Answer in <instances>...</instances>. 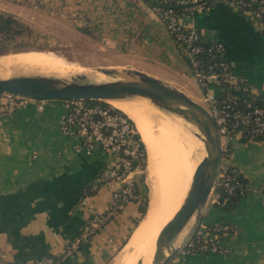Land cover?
<instances>
[{"label": "crops", "instance_id": "0c3cea01", "mask_svg": "<svg viewBox=\"0 0 264 264\" xmlns=\"http://www.w3.org/2000/svg\"><path fill=\"white\" fill-rule=\"evenodd\" d=\"M0 10L31 25L41 24L47 13H60L116 47L136 68L196 94L183 76L187 63L182 50L143 0H0ZM180 21L201 28L208 38L222 39L235 73L247 77L264 97V27L252 15L217 3L209 11L183 14ZM66 111V99L53 98L43 108L31 102L13 113H0V253L6 264H31L60 253L64 264H112L146 215L141 216L146 197L139 181L141 199L129 201L82 247L66 253L91 210L105 209L111 198L112 189L103 185L83 201L84 186L116 162L99 144L87 149L82 135L63 132ZM229 142V162L248 179V192L232 208L208 201L202 222L224 221L234 229L220 234L223 251L184 248L171 264H264V141L233 135Z\"/></svg>", "mask_w": 264, "mask_h": 264}, {"label": "built area", "instance_id": "2783aa9c", "mask_svg": "<svg viewBox=\"0 0 264 264\" xmlns=\"http://www.w3.org/2000/svg\"><path fill=\"white\" fill-rule=\"evenodd\" d=\"M183 4L184 13H176L173 8L155 6L161 20L167 25L171 35L188 62L204 91L198 96L213 115L218 127L221 142V161L217 178L209 200L220 201V188L230 194L244 193L245 184L236 175L229 172L230 138L233 135L246 136L248 139L264 137V101L257 102L259 93L253 90L250 80L234 71V62L227 55V45L219 38H208L201 28L185 25L180 21L183 14L207 11L209 6L203 0H175ZM256 0H217L229 7L247 12L264 26V0L254 6ZM203 55L208 57L205 62ZM225 85L221 89V83ZM210 88H214L211 91ZM227 91V93H225ZM247 95L242 104L239 98ZM48 98H36L13 92H0V113L10 114L31 102L45 106ZM67 101V111L63 116V132L68 135L83 136V146L90 149L99 144L103 149L116 156L114 165L105 167L96 175L91 189L96 191L103 185L112 189L111 198L103 210H91L88 220L80 232L66 247V253L79 249L90 240L113 216L117 215L132 200L141 199L138 184L145 170L142 164L147 154L141 141L135 136L136 129L129 118L121 112H114L101 104L90 105L83 99ZM142 177V176H141ZM264 196V183L260 187ZM86 193L83 201L90 196ZM144 200V199H143ZM228 222H215L209 225L201 222L194 236L186 246L189 252L223 251L218 238L221 233L233 230ZM64 253L46 254L36 258L31 264H64ZM7 258L0 253V264H6Z\"/></svg>", "mask_w": 264, "mask_h": 264}, {"label": "bare ground", "instance_id": "6f19581e", "mask_svg": "<svg viewBox=\"0 0 264 264\" xmlns=\"http://www.w3.org/2000/svg\"><path fill=\"white\" fill-rule=\"evenodd\" d=\"M73 64L48 50L9 52L0 55V77L51 74L68 78L85 73L97 81L111 78L98 69ZM107 100L134 121L146 146L148 170L154 182L145 217L124 246L123 255L112 264H153L159 232L183 204L195 169L207 154L204 133L183 114L147 96ZM180 241L179 236L177 243Z\"/></svg>", "mask_w": 264, "mask_h": 264}, {"label": "water", "instance_id": "95a60500", "mask_svg": "<svg viewBox=\"0 0 264 264\" xmlns=\"http://www.w3.org/2000/svg\"><path fill=\"white\" fill-rule=\"evenodd\" d=\"M108 80H89L85 73L71 77L51 74L0 77V92L36 98L101 99L147 96L195 122L204 133L207 154L197 165L190 189L175 215L159 232L153 264H168L188 245L203 219L221 161V142L211 112L200 101L169 81L139 68H103ZM190 224V225H189ZM189 225V227H188ZM188 227L184 237L180 234ZM140 264V263H139Z\"/></svg>", "mask_w": 264, "mask_h": 264}, {"label": "rangeland", "instance_id": "374dc122", "mask_svg": "<svg viewBox=\"0 0 264 264\" xmlns=\"http://www.w3.org/2000/svg\"><path fill=\"white\" fill-rule=\"evenodd\" d=\"M222 3V2H216ZM225 4V3H223ZM229 9L240 13L247 14V12H240L239 10L233 9L225 4ZM60 14V13H57ZM53 16L49 13L43 16V21L39 25H31L32 30L30 33L19 36L18 40L15 39L14 44L23 45L20 48L13 47L8 52H17L37 49V50H48L55 52L59 55L64 56L69 61L73 62L77 68L92 67L94 69L101 70L103 68H136L127 56H122L120 50L113 45L101 40L95 33L91 31H84L80 27H76L69 17H59V15ZM251 16V15H250ZM24 20V19H23ZM25 21V20H24ZM182 46L179 45L180 52ZM29 48V49H27ZM25 49V50H21ZM187 66L183 72L184 78L187 80L189 87L193 89L196 94H201L204 89L198 78L192 71L188 58L184 55ZM89 80H93L87 77ZM172 85L177 86L176 83L170 82ZM178 87V86H177ZM181 89V88H180ZM183 90V89H182ZM214 91V88H210ZM186 92V91H185ZM189 94V93H188ZM196 94H189L191 97L199 101V97ZM104 100V99H103ZM102 101V100H100ZM109 102L108 100H104ZM110 103V102H109ZM144 171L141 174L140 183L144 187L145 197H148V207L152 200L154 182L151 180V176L148 170V156L146 157ZM263 195V193H262ZM148 209V208H147ZM190 225V224H189ZM188 225V227H189ZM188 227L182 232L180 238L182 239L188 230ZM123 255L122 249L114 256L111 260L115 262L116 258ZM109 261L110 263H112Z\"/></svg>", "mask_w": 264, "mask_h": 264}, {"label": "trees", "instance_id": "16d2710c", "mask_svg": "<svg viewBox=\"0 0 264 264\" xmlns=\"http://www.w3.org/2000/svg\"><path fill=\"white\" fill-rule=\"evenodd\" d=\"M143 1L145 3H147V5L150 6L151 8H154L155 6H160V7L165 8V9L173 8L176 13H184V10H183L184 5L177 3L175 0H143ZM203 1H205V3L209 6L207 11H209V9L212 6H214L217 2V0H203ZM259 3H260V0H256L254 2V6L258 5ZM239 11L242 12L241 10H239ZM261 27H264V26H261ZM31 30H32L31 26L26 21H24L22 18H20L18 15H16L15 13H13L9 10H0V55L4 54V53H9L8 51L11 50L13 47H16V48L22 47L23 45H19L20 43H18V44L16 43L13 45L15 39L17 38L16 40H18L19 36L28 34L31 32ZM27 49H29V48H27ZM21 50H25V49H21ZM15 51H19V50H15ZM10 52H12V51H10ZM202 57L204 58L205 62L208 60V57L206 55H203ZM224 85H225V82H222L221 83V86H222L221 89L223 88ZM225 93H227V91ZM246 97H247V95H244L242 98H239L238 103L242 104ZM83 100L85 101V103L90 104V105L101 104L105 107H109L114 112H121L125 116H127L137 131L135 136L137 138H139V140L141 141V146L147 154L146 146H145V144L141 138V135H140L139 131L137 130L134 121L127 115L126 112H124L119 107H117V106H115V105H113L107 101H104V100L100 101L101 99L90 98V99H83ZM258 101L259 102L264 101V97L261 94L258 95L257 102ZM240 137L242 140H248V138L246 136H240ZM257 140H263L264 141V137H258ZM145 162H146V160H143V162H142L143 166H145ZM102 170L103 169H100L97 174H99ZM229 172L233 175H236L241 181L244 182V184L246 186L245 191H244V193H240L239 192L240 187L236 186V189H235L236 193L230 194L227 192L226 189L220 188V192H221L220 201L215 202L216 206H221L224 208H232L237 203V201L241 198V196H243L245 193L248 192V179L243 175V173L240 170H238L235 165H231ZM94 181H95V178L92 181H90L89 184L84 186V188H83L84 191L82 190V194H81L82 197L86 193L93 194L96 192L95 189H91ZM147 208H148V197H146L144 199V203L141 206V216L142 217H144V215L147 213ZM135 223L138 225L139 219H136ZM208 224L212 225L213 223H208ZM81 228H80V230H81ZM80 230H79V232H80ZM82 246H83V244L80 245V247H82ZM168 264H171V262Z\"/></svg>", "mask_w": 264, "mask_h": 264}]
</instances>
